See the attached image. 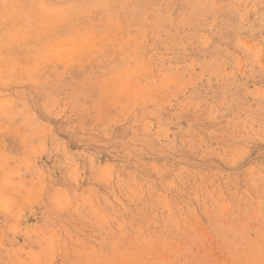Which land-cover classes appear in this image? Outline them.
Masks as SVG:
<instances>
[{
	"label": "rangeland",
	"instance_id": "rangeland-1",
	"mask_svg": "<svg viewBox=\"0 0 264 264\" xmlns=\"http://www.w3.org/2000/svg\"><path fill=\"white\" fill-rule=\"evenodd\" d=\"M0 264H264V0H0Z\"/></svg>",
	"mask_w": 264,
	"mask_h": 264
},
{
	"label": "bare ground",
	"instance_id": "bare-ground-1",
	"mask_svg": "<svg viewBox=\"0 0 264 264\" xmlns=\"http://www.w3.org/2000/svg\"><path fill=\"white\" fill-rule=\"evenodd\" d=\"M124 3V2H123ZM121 7H123V6H121ZM117 12V11H116ZM147 17V16H146ZM118 20H120V19H118ZM117 21V20H116ZM122 25V24H121ZM115 27H116V25H115ZM52 30H54V29H52ZM144 30V29H143ZM122 31V30H121ZM140 32V31H139ZM143 32V31H142ZM132 36V35H131ZM133 36H135V35H133ZM145 36V35H144ZM143 37V36H142ZM134 38V37H133ZM130 40V39H129ZM137 40V39H136ZM138 40H140V39H138ZM138 43H141V42H138ZM136 48V47H135ZM134 50H137V48L136 49H134ZM139 50V49H138ZM136 52V51H135ZM135 54V53H134ZM133 55V54H132ZM136 56V55H135ZM139 57V56H138ZM131 59H133V58H131ZM139 60V59H138ZM142 61V60H141ZM140 61V62H141ZM137 66H139V65H137ZM149 66V65H148ZM129 75V74H128Z\"/></svg>",
	"mask_w": 264,
	"mask_h": 264
}]
</instances>
